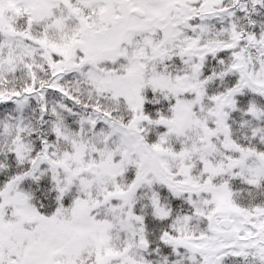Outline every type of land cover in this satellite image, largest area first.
<instances>
[{
    "label": "snow or ice",
    "instance_id": "1",
    "mask_svg": "<svg viewBox=\"0 0 264 264\" xmlns=\"http://www.w3.org/2000/svg\"><path fill=\"white\" fill-rule=\"evenodd\" d=\"M0 264H264V0H0Z\"/></svg>",
    "mask_w": 264,
    "mask_h": 264
}]
</instances>
